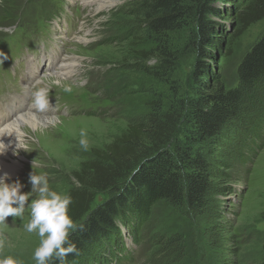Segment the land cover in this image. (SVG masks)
<instances>
[{"label": "rangeland", "instance_id": "rangeland-1", "mask_svg": "<svg viewBox=\"0 0 264 264\" xmlns=\"http://www.w3.org/2000/svg\"><path fill=\"white\" fill-rule=\"evenodd\" d=\"M108 1L114 4L99 8L98 3ZM142 1L0 0V52L7 56L0 80L6 87L16 82L11 85L19 89L2 92L1 83L0 103L7 106L14 97L19 99L25 89L22 83L34 73L41 78L37 87L50 89L52 117L60 122L38 132L27 127L26 151L20 152L25 158L17 177L25 185L22 191L31 190L32 170L46 173L50 188L60 193L79 188L74 172L92 159L94 149L145 119L154 101L168 103L173 85L192 91L196 53L189 43L191 25L166 35L177 61L171 80L154 78L137 62L138 52L157 47V40L141 26ZM236 3L219 0L215 5L228 21L227 7L236 8ZM60 34L63 38H58ZM263 34L264 19L237 38L225 37L212 60L227 87L239 85V65ZM225 50L231 53L223 56ZM60 56L76 67L67 66L58 79L51 65ZM157 60L150 58L147 65ZM65 86L71 91L65 92ZM245 99L240 115L224 129L221 144L208 153L211 187L204 206L189 210L157 203L140 232L126 237L131 261L122 264H264V82ZM27 102L31 103L30 96ZM17 106L24 109L19 102ZM81 130L87 133V150L79 143ZM111 195H97L94 207ZM27 221V210L23 218L9 216L0 224V239L4 254L35 264L32 254L39 238L24 229ZM86 257L81 264H100L99 255Z\"/></svg>", "mask_w": 264, "mask_h": 264}, {"label": "trees", "instance_id": "trees-1", "mask_svg": "<svg viewBox=\"0 0 264 264\" xmlns=\"http://www.w3.org/2000/svg\"><path fill=\"white\" fill-rule=\"evenodd\" d=\"M218 1L139 3L141 26L157 40V47L138 52L137 62L154 78L171 80L177 61L166 35L191 25L194 84L191 92L173 85L168 103L154 101L145 119L94 149L92 159L74 172L80 187L67 191L72 198L68 214L80 227L69 239L79 254H70L67 262L81 264L89 255H99L100 264L130 262L126 237L132 239L140 232L157 203L166 201L189 210L204 206L211 187L208 153L221 144L224 129L240 115L247 92L264 82V34L242 59L237 87L224 84L212 60L226 36L237 38L264 19V0H237L236 8L227 7L228 21L215 5ZM230 53L225 50L223 56ZM154 57L157 63L148 66ZM104 193L112 195L95 208L97 195Z\"/></svg>", "mask_w": 264, "mask_h": 264}, {"label": "clouds", "instance_id": "clouds-1", "mask_svg": "<svg viewBox=\"0 0 264 264\" xmlns=\"http://www.w3.org/2000/svg\"><path fill=\"white\" fill-rule=\"evenodd\" d=\"M4 59L7 56L0 52V60ZM40 83L37 80L30 86L29 96L31 106L43 112L50 105V89L46 86L37 87ZM64 91L69 92L71 88L65 86ZM22 136V129L13 122L0 124V156L9 150L14 155L20 150L26 151ZM80 137L81 147L87 150V133L81 130ZM5 138H9L7 142ZM28 183L31 190L24 192L22 189L25 185L19 178L12 180L9 173L0 174V224L5 223L9 216L23 218L27 210L28 221L23 225L24 229L28 233H35L39 238L32 254L35 264H49L53 258L59 264H67L66 258L70 254H79L75 243L69 239L70 234L77 230V225L68 214L72 198L70 194L51 189L46 173L32 170L28 174ZM3 248L4 241L0 239V264H23V261L13 255L4 254Z\"/></svg>", "mask_w": 264, "mask_h": 264}, {"label": "bare ground", "instance_id": "bare-ground-1", "mask_svg": "<svg viewBox=\"0 0 264 264\" xmlns=\"http://www.w3.org/2000/svg\"><path fill=\"white\" fill-rule=\"evenodd\" d=\"M88 1L89 0H83V2L85 4H87ZM92 4H95V2L94 3L92 2ZM112 4H114V3L109 2V1L106 3L105 2L98 3L99 8L100 7L107 8V7L112 6ZM65 30H66V28H65ZM60 35H61V37H60ZM60 35L58 38H63V35L62 34H60ZM7 38L10 39L11 37H7ZM7 38H6V40H8ZM84 38H86V36ZM84 38H81V39L84 40ZM8 41H10V40H8ZM57 56H59V55L56 53L55 57H57ZM67 60L68 59L66 56H60L59 58H56V62H53L51 65V66H54L51 69L56 70L57 75L59 74L57 77L58 79H60L59 76L61 74H65V69H68L69 66H70V69L76 67V64H72V62L67 61ZM2 62H3V60H0V70L4 67ZM57 65H58V67L55 68V66H57ZM34 72H36V69ZM31 74H32V76L29 75L26 79V82L22 83V85L25 87V89H24V94L21 95L19 97V99H16L14 97L7 106H2V104L0 103V124L11 121V122H13L14 125L20 126V128L22 129V133H23V136H22L23 141L25 139V134L28 133L26 131L27 127H30L31 130L38 132V130L40 128H48L52 125H53L52 127H57V122L60 123L54 117H52L53 112H52V108L50 107V105L45 111L41 112V111H37L36 109H34L31 106V103L27 102V98L29 96V90L28 89L37 80L41 81V78H37V75H34V73H31ZM0 83H1V80H0ZM3 88H5V86ZM7 88H12L16 92L19 91L18 86L16 84H15L14 88L12 87V85H7ZM16 100H18V101H16ZM18 102H19V104L24 105V109L17 106ZM50 132H52V131H50ZM45 137H47V134H45ZM7 139H9V138H5L6 142H7ZM45 139H47V138H45ZM46 142L49 143V141H46ZM20 152H21V150L19 151V153L17 155H14L12 153V151L9 150L5 155L0 156V174L7 172L10 174V176L12 178L18 177V175L21 171L22 158H25L21 155Z\"/></svg>", "mask_w": 264, "mask_h": 264}]
</instances>
